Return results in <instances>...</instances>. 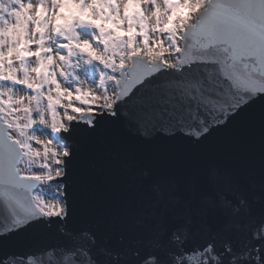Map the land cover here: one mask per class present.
Here are the masks:
<instances>
[{"label":"snow or ice","instance_id":"6c2138e0","mask_svg":"<svg viewBox=\"0 0 264 264\" xmlns=\"http://www.w3.org/2000/svg\"><path fill=\"white\" fill-rule=\"evenodd\" d=\"M0 264H264V0H0Z\"/></svg>","mask_w":264,"mask_h":264}]
</instances>
